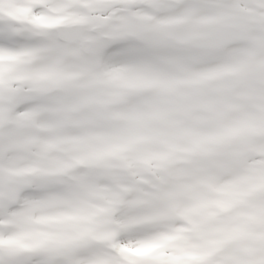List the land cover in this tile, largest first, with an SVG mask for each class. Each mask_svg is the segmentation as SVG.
I'll list each match as a JSON object with an SVG mask.
<instances>
[{
  "label": "snow or ice",
  "instance_id": "snow-or-ice-1",
  "mask_svg": "<svg viewBox=\"0 0 264 264\" xmlns=\"http://www.w3.org/2000/svg\"><path fill=\"white\" fill-rule=\"evenodd\" d=\"M0 264H264V0H0Z\"/></svg>",
  "mask_w": 264,
  "mask_h": 264
}]
</instances>
